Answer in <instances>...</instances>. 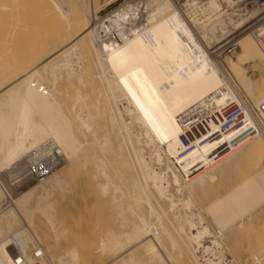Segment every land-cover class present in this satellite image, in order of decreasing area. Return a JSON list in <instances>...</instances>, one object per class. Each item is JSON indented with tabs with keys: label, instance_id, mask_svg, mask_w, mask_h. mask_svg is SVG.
Masks as SVG:
<instances>
[{
	"label": "bare ground",
	"instance_id": "obj_1",
	"mask_svg": "<svg viewBox=\"0 0 264 264\" xmlns=\"http://www.w3.org/2000/svg\"><path fill=\"white\" fill-rule=\"evenodd\" d=\"M28 1L0 0V173L54 161L0 180V264L80 262L48 253L72 172L102 264H264V0Z\"/></svg>",
	"mask_w": 264,
	"mask_h": 264
},
{
	"label": "rangeland",
	"instance_id": "obj_2",
	"mask_svg": "<svg viewBox=\"0 0 264 264\" xmlns=\"http://www.w3.org/2000/svg\"><path fill=\"white\" fill-rule=\"evenodd\" d=\"M20 1L22 2L23 0H20ZM78 1H80V0H78ZM83 1H84V3H85V1L87 2V4L89 3V0L88 1L83 0ZM105 1L106 0H92L91 1V4L89 5L90 10L87 9L88 14L90 13V16L92 18V19L90 18V23H92V22L96 23V21L98 22V20H101L103 17H105L107 14H109L111 11H113L116 7H118L119 5H121L122 3H124L125 1H128V0H113V1L108 0L109 3L104 4ZM131 1L135 2L136 0H131ZM27 2H29V1L24 0L21 4H18L19 8L21 7V9L18 8L17 10H19V11L22 10L23 5H25V3H27ZM94 8L96 11L93 10ZM239 8L241 9V6ZM247 8H248V6H247ZM40 9H41V7H40ZM40 12H41V10H40ZM242 13H244V12H242ZM259 16L260 15L257 14L255 17H253L251 22H254L255 20H257V18ZM246 17H248V14L246 15ZM2 18H3V16L0 15V24H2L3 20H5ZM4 18H6V16H4ZM40 18H41V16H40ZM3 23H7L6 20ZM4 26L6 27V24L5 25L2 24V26H0V27H2V29H3V28H5ZM109 36H111V37L115 36V32L110 33V35H105L104 37L107 38ZM221 44H223V43H221ZM219 45H217V46H219ZM213 50L214 49H212V51ZM228 51H231V48L225 49V52H228ZM221 55L224 56V53L220 54V56L217 57V59L219 61H222L223 57ZM32 151L33 150H31V152L28 155L32 154L33 153ZM23 157H25V156H23ZM40 157H41L40 160L39 159H38V161L35 160V162L32 161L34 163L30 162V160H28L26 157H25V159H27V160H25V161H24V158L20 159L19 163L22 162L23 164L18 163L19 165L16 166L15 172H13L10 176L5 175V171L0 173V174L4 175L3 177H2V175H0V180H2V178H3L4 182H6V181L8 182V184L10 185L9 191L12 195H15L18 192L17 186L20 185L22 183V181L24 179H26V177H29L30 175L32 176L33 174H35L36 171L43 170L45 167H47L48 165H50L54 161L52 159L53 157H51V155L50 156L44 155L43 156L44 158L41 155ZM46 157L47 158L49 157V158L47 159ZM78 160L80 161L81 157H79ZM28 161H29V163H28ZM45 162L46 163L48 162L46 164L47 166H45ZM49 162H51V163H49ZM30 163H32L33 165L29 166ZM53 168L55 169L57 167H53ZM32 172H34V173H32ZM30 173H32V174H30ZM82 173L72 172V175H71L72 177H70L68 189L64 192L55 191L51 197L53 206L55 208L56 217H58L61 220L62 227L65 228V233H64L63 237L60 238L58 245H56L55 248H49L50 244L52 243V240H53L52 239L53 238V232L50 229V227L46 223H44L43 221H41V220L39 221L37 218L35 219V224L38 226V229H40L42 237H43L40 240L41 244L44 248H49V251H48L49 254L57 255L59 253L64 252L65 250H67L69 248H75L77 250V252L79 253L80 262H78V264H102V263L107 262L109 260V257L106 255H101L99 253L97 245H95L96 244L95 240L97 238L94 237L89 232L90 216H89V203H88L89 202L88 201V189H87V185L85 183V174H82ZM5 177H7V179H5ZM74 178H76V179L74 180ZM76 180L79 183L76 182ZM54 203H55V205H54ZM93 240L95 241V243ZM92 241H93V243H92ZM60 248H62V249H60ZM86 260H87V262H86ZM55 264H57V263H55Z\"/></svg>",
	"mask_w": 264,
	"mask_h": 264
},
{
	"label": "built area",
	"instance_id": "obj_3",
	"mask_svg": "<svg viewBox=\"0 0 264 264\" xmlns=\"http://www.w3.org/2000/svg\"><path fill=\"white\" fill-rule=\"evenodd\" d=\"M246 3H247V6H248V9H251L252 6H253L254 0H247ZM263 15H264V13H263ZM258 19L259 18H257V20H255L254 22H251L249 25L250 26L255 25L257 23ZM261 111L264 112V102L261 104ZM5 198H6V200H9V195L7 193H6ZM6 200L3 199L2 204H5ZM11 244H12V247H14L17 250V246H16L15 242L12 241ZM33 256H34V258L36 260L34 264H38L37 260L41 256L40 251L39 250L34 251Z\"/></svg>",
	"mask_w": 264,
	"mask_h": 264
},
{
	"label": "snow or ice",
	"instance_id": "obj_4",
	"mask_svg": "<svg viewBox=\"0 0 264 264\" xmlns=\"http://www.w3.org/2000/svg\"><path fill=\"white\" fill-rule=\"evenodd\" d=\"M43 91V90H42ZM9 264H20V262L19 261H15V262H13V261H9Z\"/></svg>",
	"mask_w": 264,
	"mask_h": 264
}]
</instances>
